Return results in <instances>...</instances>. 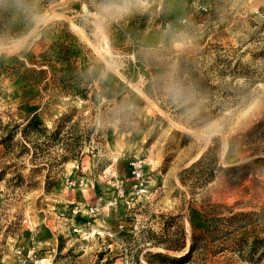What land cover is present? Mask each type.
<instances>
[{"label":"rangeland","instance_id":"1","mask_svg":"<svg viewBox=\"0 0 264 264\" xmlns=\"http://www.w3.org/2000/svg\"><path fill=\"white\" fill-rule=\"evenodd\" d=\"M42 2L0 35V264H264V0Z\"/></svg>","mask_w":264,"mask_h":264},{"label":"trees","instance_id":"2","mask_svg":"<svg viewBox=\"0 0 264 264\" xmlns=\"http://www.w3.org/2000/svg\"><path fill=\"white\" fill-rule=\"evenodd\" d=\"M44 2L42 0H0V35L7 37L23 32L28 23L24 14L21 13L23 7L35 6L37 10H40Z\"/></svg>","mask_w":264,"mask_h":264},{"label":"clouds","instance_id":"3","mask_svg":"<svg viewBox=\"0 0 264 264\" xmlns=\"http://www.w3.org/2000/svg\"><path fill=\"white\" fill-rule=\"evenodd\" d=\"M171 93H172V99L174 102H177V103H184L185 102L183 100V96H182L181 92L179 91V89H172Z\"/></svg>","mask_w":264,"mask_h":264},{"label":"built area","instance_id":"4","mask_svg":"<svg viewBox=\"0 0 264 264\" xmlns=\"http://www.w3.org/2000/svg\"><path fill=\"white\" fill-rule=\"evenodd\" d=\"M138 175V173H136Z\"/></svg>","mask_w":264,"mask_h":264},{"label":"bare ground","instance_id":"5","mask_svg":"<svg viewBox=\"0 0 264 264\" xmlns=\"http://www.w3.org/2000/svg\"><path fill=\"white\" fill-rule=\"evenodd\" d=\"M103 52V51H102Z\"/></svg>","mask_w":264,"mask_h":264}]
</instances>
